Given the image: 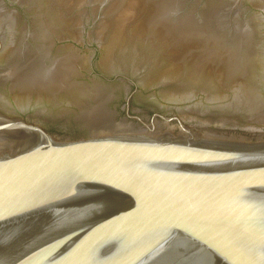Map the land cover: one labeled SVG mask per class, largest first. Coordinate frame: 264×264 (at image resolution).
Listing matches in <instances>:
<instances>
[{"label": "water", "instance_id": "1", "mask_svg": "<svg viewBox=\"0 0 264 264\" xmlns=\"http://www.w3.org/2000/svg\"><path fill=\"white\" fill-rule=\"evenodd\" d=\"M0 264H264V0H0Z\"/></svg>", "mask_w": 264, "mask_h": 264}]
</instances>
